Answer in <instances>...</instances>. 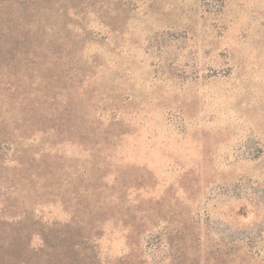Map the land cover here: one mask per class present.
Listing matches in <instances>:
<instances>
[{"label": "rangeland", "instance_id": "rangeland-1", "mask_svg": "<svg viewBox=\"0 0 264 264\" xmlns=\"http://www.w3.org/2000/svg\"><path fill=\"white\" fill-rule=\"evenodd\" d=\"M0 264H264V0H0Z\"/></svg>", "mask_w": 264, "mask_h": 264}]
</instances>
